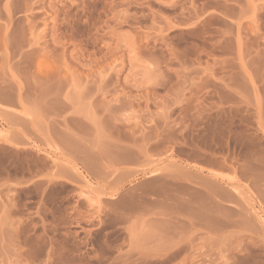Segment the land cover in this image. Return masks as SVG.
I'll return each mask as SVG.
<instances>
[{"label":"rangeland","instance_id":"374dc122","mask_svg":"<svg viewBox=\"0 0 264 264\" xmlns=\"http://www.w3.org/2000/svg\"><path fill=\"white\" fill-rule=\"evenodd\" d=\"M215 156L240 203L187 229L170 174ZM240 167L264 176V0H0V264H264Z\"/></svg>","mask_w":264,"mask_h":264},{"label":"crops","instance_id":"0c3cea01","mask_svg":"<svg viewBox=\"0 0 264 264\" xmlns=\"http://www.w3.org/2000/svg\"><path fill=\"white\" fill-rule=\"evenodd\" d=\"M202 168L206 169V171H201L199 169L180 167L175 172H172L170 175V179L172 181L180 180L181 186L180 188L185 191L183 198L185 202L188 204H192V211L184 215V222L187 225V229H192L193 226L196 228L197 225L201 224L197 223V219L201 216L202 206H201V198L202 196L211 204L209 207V215L211 219L213 215H216V211L213 212L212 204L217 203L218 201L225 203L226 205H230L233 203H240L239 197L231 190L230 186L226 183L221 182V178H229L234 174V170L229 166V164L224 163L223 158L218 156L213 157V163L208 162L201 165ZM243 167L238 168L236 172V178H241V181L247 182V178H264L260 175H246ZM258 171H260V165L258 166ZM134 172L131 170L127 175H133ZM150 180L137 181L133 183L131 186H128L123 191V198H130L135 201L138 199H143L145 196V188L147 187L148 182H161L160 177H148ZM213 178V179H212ZM127 178H124L126 180ZM173 187V185H172ZM173 192L177 194L178 187L173 188ZM160 190V189H157ZM174 217V216H173ZM212 225H210V230H212ZM129 235L134 237H139L141 234L144 236H149L151 230H146L145 228H140L139 226H135L131 224L128 227ZM166 242L162 246L159 245L160 249L152 250L153 254H162L169 255L175 244L177 243L178 237V229L170 228L165 232ZM185 239V237H184ZM175 243V244H173ZM145 254L146 256L152 255V253Z\"/></svg>","mask_w":264,"mask_h":264},{"label":"bare ground","instance_id":"6f19581e","mask_svg":"<svg viewBox=\"0 0 264 264\" xmlns=\"http://www.w3.org/2000/svg\"><path fill=\"white\" fill-rule=\"evenodd\" d=\"M171 175V174H170Z\"/></svg>","mask_w":264,"mask_h":264}]
</instances>
